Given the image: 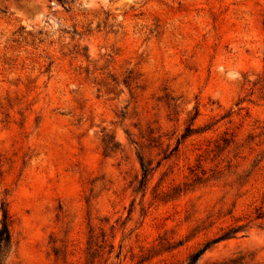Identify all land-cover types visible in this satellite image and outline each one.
<instances>
[{"label": "rangeland", "instance_id": "374dc122", "mask_svg": "<svg viewBox=\"0 0 264 264\" xmlns=\"http://www.w3.org/2000/svg\"><path fill=\"white\" fill-rule=\"evenodd\" d=\"M2 200L0 264H186L236 226L195 264H264V0H0Z\"/></svg>", "mask_w": 264, "mask_h": 264}, {"label": "trees", "instance_id": "16d2710c", "mask_svg": "<svg viewBox=\"0 0 264 264\" xmlns=\"http://www.w3.org/2000/svg\"><path fill=\"white\" fill-rule=\"evenodd\" d=\"M190 129H186L185 135L188 134ZM107 148V145H106ZM138 161H139V166H140V175L139 178L137 179V184L134 186L133 191H143L146 187V184L150 178V175L153 171V167L151 166L150 161L145 160L144 157L141 154L137 155ZM257 217H262V214L259 212ZM10 216L8 213V208H7V202L4 200L1 201L0 203V263L3 262L4 258L8 254L10 247H11V236H10ZM243 226H236V227H229L226 230H224L221 234L218 236L206 241L202 247L194 251L189 255L187 258L186 264H195L201 255L211 247L212 244L223 240V239H228L231 238L235 235L236 232H238ZM93 236L89 235V240H88V245L90 248ZM236 259H230L228 261H223V262H218L217 264H238L235 261Z\"/></svg>", "mask_w": 264, "mask_h": 264}]
</instances>
